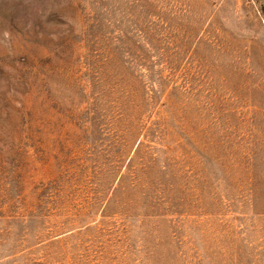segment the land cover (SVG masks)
Listing matches in <instances>:
<instances>
[{
	"label": "rangeland",
	"instance_id": "1",
	"mask_svg": "<svg viewBox=\"0 0 264 264\" xmlns=\"http://www.w3.org/2000/svg\"><path fill=\"white\" fill-rule=\"evenodd\" d=\"M0 264H264V0H0Z\"/></svg>",
	"mask_w": 264,
	"mask_h": 264
}]
</instances>
